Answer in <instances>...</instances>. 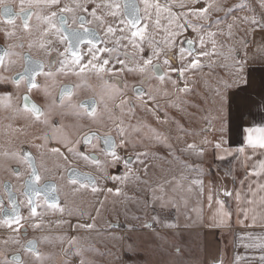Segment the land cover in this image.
<instances>
[{"label":"snow or ice","instance_id":"6c2138e0","mask_svg":"<svg viewBox=\"0 0 264 264\" xmlns=\"http://www.w3.org/2000/svg\"><path fill=\"white\" fill-rule=\"evenodd\" d=\"M257 3L262 10L259 18L254 9L245 0H241L233 7L242 11L247 10L249 15L233 16V22L226 24V31L219 27L220 20L213 21L219 34L226 36L229 40L233 39V29L237 27V21L246 26V36L257 31L264 33V0H257ZM14 4L16 7L13 6ZM89 4L93 6L89 8ZM196 5L200 6L196 7ZM36 8H45L48 11L45 15H40L33 11ZM231 10L226 9L219 0H187V2L186 0H165L164 3L160 0H68L65 3L61 0H0V24L8 26L0 29L5 39H13L17 36V21H20L19 27L22 31L31 35L30 21L35 16L40 22L39 49L46 55L55 51L57 57H62L58 60L59 66L57 67L51 61L45 63L42 60H34L30 55H25L22 57L24 63L21 70L13 76H6L4 73L11 71L16 63L10 58L19 55L8 49L23 48L24 45L10 44L8 48L0 49V83H10L14 87L13 93H0V110L15 111L25 119H30L34 125H42L50 129V133L43 136L44 147H47L52 140H56L59 146L47 150L68 165L67 180L73 186L72 191L90 188L93 193H97L104 190L99 187L97 177L72 168L71 164L74 160L93 167L100 173L101 179L124 183L135 171L131 161L135 159L143 165L147 157L146 152L139 151L142 145L138 146L132 142L129 135L130 126L126 127L124 120L115 114L117 109L122 115L126 111L129 113L133 111L135 105L129 98V90L142 107H147L150 101H156V94L161 91L164 95H168L166 88L161 89V85H171L179 101L180 94L190 92L189 76L203 70L204 58H208L209 67L215 64L216 60L223 59L231 61V64L222 65L230 79L221 78L214 90L215 116L206 117L209 127L203 130L201 144L204 146L188 143L184 150L202 157L207 148L212 147L220 160L233 155V152L238 155L244 154L246 148L251 149L253 153L262 150L260 154L264 155V124L249 126L243 124L244 116L251 114L250 109L247 113L245 112V105L249 101L264 111V93L255 101L251 100V95L248 93L250 73L247 70V40L243 37L239 39L241 48L244 50L243 56H240L237 49L232 47H228V55H224L223 52L217 51V32L209 30L212 25L205 27L203 23H193V20L207 23L213 13L225 12L227 15ZM162 18L166 19L165 25H161ZM189 30L195 35L190 37ZM49 35L56 37L63 51L49 47L52 40L44 39ZM158 35L159 38H157ZM35 46L33 42L28 44L29 49ZM176 61H179L178 65ZM68 77L74 78L78 83H60ZM125 77L136 78V83L129 84ZM89 79L101 81L104 87L101 88L98 97L92 96L80 100L78 93L89 90L87 83ZM58 83H60L59 90L54 94ZM34 97H38L39 100ZM171 106L180 110L178 104ZM68 110H71L78 121L87 122V125H103L106 129L105 133L101 135L82 123L79 126L80 131L75 138H72L66 134V129L60 121L52 120L53 114L57 111L62 118ZM147 110L156 117L158 122H168L167 114L161 121L156 115L155 108L147 107ZM233 118L240 121L236 126V133L243 137L245 145L235 150L226 147L227 133L232 130ZM109 124H111V130L108 129ZM113 131L115 135L111 134ZM209 133L213 134V139H208ZM156 135L160 137L159 133ZM81 145L84 151L80 150ZM120 150L135 152V156L125 157L121 155ZM2 155L7 161L21 165L25 171H20L19 168L11 170L12 176L21 182L23 191L20 195L23 200L14 194L12 184L3 185L8 207H5L4 198L0 196V225L19 233L23 228L22 220L26 219L21 213L22 204L26 206L35 229L41 228V223L37 220L48 210L59 212L61 215L65 213V208L61 206L59 200L57 186L51 181L44 180L41 174L43 166L38 167L36 158L30 151L21 148L17 151H4ZM120 164L125 170L122 175L108 173V168ZM184 167L190 168L191 165L185 164ZM259 167L264 172V161ZM196 171L199 170L196 169ZM143 173L148 174L147 168H143ZM259 174L255 169L249 173L250 176ZM185 179L187 178L184 176L180 177V181ZM143 182L147 183V181ZM173 184L184 187L178 181L170 182L169 186L172 187ZM192 185L197 186L203 193L201 179H192L187 185L188 192L193 191ZM257 189L264 192V184H258ZM175 190L176 188L173 187V191ZM106 191L108 193L115 191L118 195L120 189L107 188ZM248 192L251 193L252 198L244 195L243 201L248 205H253L256 203L257 191H253L249 185ZM223 196L233 197L238 205L242 201V193L239 191L233 193L224 190ZM207 199L211 206L212 195L209 194ZM260 200L264 203V196ZM151 202L153 205L158 203L162 212L152 215L150 220H145L143 227L152 229L155 239H163L157 226L169 230L181 227L179 223L163 215V210L169 207H176L179 211L178 201L167 194L163 185L151 190ZM215 203L219 206V216L230 217V212L225 211L223 200L217 198ZM38 209L42 211L38 212ZM240 211L243 213V220H248L247 209L242 208ZM67 214L71 216L73 213L68 211ZM80 215L82 217L84 214L81 212ZM89 219L92 218L89 217ZM238 222L242 223L239 219ZM59 223H68V221H58ZM252 223H255V216L252 217ZM75 227L91 230L95 227V221L79 223ZM129 230L135 231L136 229L133 226ZM59 239L63 242L64 238ZM43 240L47 241V237ZM13 243L19 244L20 241L13 238ZM76 243L75 237L67 239L69 254H73L70 250ZM128 249L133 252L135 246L129 244ZM23 250L34 257L32 264H43L36 241H27ZM174 250L176 255H180L179 246H175ZM75 254L80 253L77 250ZM261 260L264 264V257H261ZM0 264H25V262L17 254L10 259L5 257ZM80 264H85V261L81 259ZM212 264H224V261L221 258L213 260Z\"/></svg>","mask_w":264,"mask_h":264},{"label":"rangeland","instance_id":"374dc122","mask_svg":"<svg viewBox=\"0 0 264 264\" xmlns=\"http://www.w3.org/2000/svg\"><path fill=\"white\" fill-rule=\"evenodd\" d=\"M61 2L65 3L68 2V0H61ZM160 2L164 3L165 0H160ZM219 2L223 4L226 9L232 10L227 15L225 14V12L213 13L211 19L207 23L197 20H193V23H203L205 27L212 25L209 30L217 32L218 52H223L224 55H228L227 49L228 47H232L237 49V52L240 53L242 48L239 43V39L243 37L245 40H247V36L245 35L246 26L237 21V27H234L233 29V39L229 40L226 38V36L219 34L216 26L213 24V21L220 20L221 23L219 27L226 31V24L233 22V16L242 17L249 15L250 13L247 10L242 11L239 8L233 7L234 5L239 4L241 0H219ZM245 2L254 9L255 14L259 18L262 10L259 8L257 0H245ZM92 6L93 5L89 4V8H91ZM199 6L200 5H196V7ZM14 7H16L15 4ZM38 11L41 15H45L48 10L45 8H39ZM165 24L166 19L162 18L161 25ZM5 27L8 26L0 24V29ZM237 29H239V31ZM16 32L18 34V37L27 40L21 41L24 44L23 50L34 53V51L37 50V47H33L31 49L28 48L29 42H33L36 45L34 41H28V39L33 37V31L31 35L25 34L24 32L20 33L21 31L19 27H17ZM102 34L103 33L101 31V35ZM188 35L191 37L195 34L191 33V31L189 30ZM48 37H50V35ZM157 38H159V35L157 36ZM0 41L7 48L10 44L15 46L19 42L6 41L3 31H0ZM221 45H225V47H221ZM17 50V47H12L9 49V51L15 53L17 52ZM10 59L15 61L16 63L11 71L4 73V75L6 76L11 75L15 71H18L22 66L20 58L17 55L12 56ZM176 64L178 65L179 61H176ZM224 64H231V61L218 59L216 60L215 64L211 65V67H209L208 61L204 62V66H206L209 70V74L212 71H216V75H211L217 76L218 81L221 78L225 80L224 76L227 72L225 68L222 67V65ZM125 79L128 80L129 84L136 83V78L134 77H125ZM63 82H68L71 84L78 83V81L71 77L64 78L60 83ZM60 83H58L57 85H59ZM87 83L89 85V90L78 93V97L80 100L92 96L98 97L101 88L104 87L103 83L97 80L89 79ZM160 87L161 89L166 88L168 95H164L163 91H161L159 94H156V101H150L147 107L155 108L156 115L160 117V120H163V118H165V114L175 120V107L171 106L172 104H175V90L171 87V85H161ZM129 98L135 105L133 111L130 113L126 111L125 114L122 115L117 109L115 110V114L117 117L124 120L126 127L130 126L129 135L132 139V142L138 146L142 145V147L139 148V151L147 153L145 163L141 165L136 162L135 159H133L131 163L135 168V171L129 176V179L124 183H114L110 179H101L100 173H98L93 167L88 166L83 162L74 160L71 166L87 169L92 175L97 177L99 187L101 189H104L97 193H93L90 188L81 189L80 191L75 192L72 191L73 186L69 184L67 178L65 177V170L68 168V165H66L64 160L47 150L48 148L59 146L56 143V140H52L47 144V147H44L45 141L43 140V136L46 133H50V129H47L42 125H34L31 120L28 121V119L20 116L15 111L0 110V183L2 181H8L15 185V187L21 188V182L17 181L11 174V170L13 168H19L21 165H18L13 161H7L2 153L4 151H17L21 148L26 149L30 151L32 155L35 156V158L43 161V164L38 161L39 165L43 166L41 167V174L44 179L54 181L58 188V195L60 198L61 206L65 208V213L63 215L53 210H48L47 212H45L42 217L37 220L38 223H41L40 229H35L32 226L28 211L23 216L26 218L25 220H22L23 227H26L30 231L42 232L33 235L41 236L40 249L42 251L41 256L43 264H80L81 259L85 261V264H94L101 256L100 254H98V246H106L107 244H111L112 242L118 249L122 247L123 243L127 249L129 244L135 246L137 245L136 249H138L140 255L131 252L130 257H132V260L127 261L128 264H185L180 261L175 253L173 254V257L177 258L178 260L171 259L170 256H167L166 252L161 253L160 251L162 250L160 249L157 250L155 247L157 245L155 240L157 239L147 238L142 234H134L129 231V229L133 226H140L143 224L141 222H144L145 220L151 218L152 214H150V211L149 209H147L145 203L146 198L147 201L149 200L147 192L145 193V188L148 187L149 189L150 187L159 185L162 179L159 178L160 176L156 179V174L154 173V166H156L157 160L159 159V157H157L159 156L157 154V150H155L154 148L155 145L147 146L146 143H144L145 139L149 142V139L155 138L156 133H162L161 122L157 121L156 117H154L147 110V107H142L140 102L136 100L133 95H129ZM165 108H168L169 110L166 111ZM60 118L61 115L58 119L55 116L53 118V121H60L66 129V134L70 135L72 138L76 137L77 133L80 131L79 126L82 123L87 125V122L78 121L72 114L71 110L65 112L63 117L61 119ZM87 127H90L93 131L99 132V134L101 135H103L106 131L105 127L100 124L87 125ZM108 129L111 130V124L108 125ZM171 130L172 128H170V131ZM111 134L115 135L114 131ZM80 150H85L82 145L80 146ZM120 151L121 155L125 157L129 155H132L133 157L135 156V152H125L124 150ZM46 155L49 157L45 158ZM101 159H103V157H101ZM143 168H147L149 172L148 175H144ZM19 170L25 171L24 168ZM107 171L111 175H122L125 170L123 168V165L120 164L116 167L108 168ZM62 176L64 177L63 179L61 178ZM137 177H139V179H137ZM173 177H175V173L173 170H171V172L167 175H164L163 178L169 180ZM159 180L160 182L157 183V181ZM143 181H147L148 186L145 187L146 183H144ZM153 182L156 183L153 184ZM107 188H119L120 192L118 195L115 193V191L113 193H108L106 191ZM141 205L143 206L141 207ZM40 211H42V209H38V212ZM68 211H71L73 214L69 216L67 214ZM81 212L84 214L82 217L80 215ZM89 217H91L92 219H89ZM122 218L125 219V221H121ZM113 219H116L118 222L121 221L123 224H125H122L121 226H123L127 230V232L122 234V236L120 235L117 237H115L114 235H111L109 237V235L105 234L104 240L101 241L103 236L101 234H97L95 230H98L100 228H104L107 230L110 229V224ZM93 220L95 221V227L91 230L79 229L75 227V225L79 223H92ZM97 220L99 223L97 222ZM58 221H68V223L58 224ZM0 229H3L4 231V233L0 235V262H2L4 261L5 257L14 254V252L17 251L18 248L16 244L13 243V238L17 239L18 235L2 225H0ZM44 237H47V241L43 240ZM60 237L64 238L63 242H61V239H59ZM71 237H75L77 241L76 245H74L70 250L73 254H69V246L67 244V239ZM5 241H9L8 244H6ZM77 250L80 253L79 255L75 254ZM33 259L34 257H27V261H30L28 264H32ZM113 263L119 264V260L118 263L116 261H113Z\"/></svg>","mask_w":264,"mask_h":264},{"label":"crops","instance_id":"0c3cea01","mask_svg":"<svg viewBox=\"0 0 264 264\" xmlns=\"http://www.w3.org/2000/svg\"><path fill=\"white\" fill-rule=\"evenodd\" d=\"M246 39L248 42L247 70L250 73L248 93L251 95V100L255 101L264 93V33L252 32L247 35ZM238 54L243 56L244 50ZM207 61L208 58H204V62ZM208 71L207 67L203 66L202 71L189 76L190 92L180 94L179 101L175 96V104H178L180 109L175 108V120L167 116L168 122H161L160 137L158 138L156 135L155 138L149 139V142L146 139L144 141L147 146L155 145L154 148L159 155L157 164L154 166V173L156 179L159 176L162 178V183L160 180L157 183L160 182L159 185L166 188L167 194L178 201L179 211L176 207H169L163 210V215L181 225L178 229L172 230L157 226L163 239L155 240L157 243L155 247L157 250H162L161 253L166 252L167 256L174 260L177 259L173 257L174 248L179 246L181 253L177 257L185 264H212L213 260L221 258L224 264H262L261 257H264V203L260 198L264 196V192L257 189L258 184H264V172L259 167L260 163L264 161V155L260 154L262 150L253 153L251 149L246 148L244 154L238 155L233 152V155L226 156L223 160L217 158L216 151L212 147H208L202 157L184 150L188 143L204 146L201 144L203 130L209 127L206 117L213 118L215 116L213 100L218 79L217 76L211 75H216V71H212L210 74ZM224 77L225 80L230 79L228 73ZM249 109L251 114L244 116L243 124L245 126L264 124V111H261L251 101L246 103L245 112L247 113ZM168 110L167 108L166 111ZM239 123L240 121L233 118L232 130L227 133L226 147L229 149L235 150L245 146L243 137L236 133V126ZM170 128H172L171 131ZM208 139H213L212 133H209ZM185 164L191 165V167L185 168ZM253 169L260 174L250 176L249 173ZM171 170L174 171L175 177L169 180L163 178ZM181 176L187 179L180 181ZM197 178L203 181V193L195 185H192L193 191L188 192L187 185L192 179ZM174 181H178L184 187L181 188L175 184L170 187V182ZM155 183L153 182V184ZM249 185L253 191H257L256 203L253 205H248L243 201L244 195L252 198L251 193L248 192ZM146 186H148L147 183ZM155 187L145 188L149 199L147 201L146 198L145 203L152 215L162 212L158 203L153 205L151 202V190ZM173 187L176 188L175 191H173ZM224 190L233 193L241 192V203L238 205L233 197L223 196ZM209 194L213 197L211 206L207 199ZM217 198L224 201L225 211L230 212V217L218 215L219 206L215 203ZM185 200L187 201L186 205ZM242 208L247 209L248 220H243V213L240 211ZM253 216H255L254 224L252 223ZM238 219L242 223L238 222ZM121 221H125V219L122 218ZM121 221L113 219L110 229L95 230L97 234L103 236L101 241L104 240L105 234L109 237L111 235L117 237L126 233L127 230L121 226L123 224ZM185 224L188 226H183ZM134 227L135 231H129L134 234H142L147 238H154L153 230L145 229L143 224ZM136 248L137 245L133 253L140 255ZM98 254L101 256L94 264H114L113 261L118 263V260L119 264H128L127 261L132 260L131 252L124 243L119 249L113 242L106 246H98Z\"/></svg>","mask_w":264,"mask_h":264},{"label":"flooded vegetation","instance_id":"af4514ba","mask_svg":"<svg viewBox=\"0 0 264 264\" xmlns=\"http://www.w3.org/2000/svg\"><path fill=\"white\" fill-rule=\"evenodd\" d=\"M14 6V5H13ZM39 10V8H36V9H34L33 11L34 12H36V13H38V14H40V12L38 11ZM41 15V14H40ZM17 25H18V27H19V25H20V21H17ZM30 25L33 27V34H32V38H30V39H28V41H34L35 43H36V46L35 47H37V50H35L34 51V53H30V52H28V51H26V50H23L24 49V47L23 48H19V47H17V52L16 53H19V55H17L19 58H20V61H21V63H22V65H23V63H24V61H23V59H22V57L23 56H25V55H30L34 60H42V61H44L45 63H48L49 61H51L54 65H56L57 67L59 66V64H58V60L59 59H62V57H57V55H56V52L55 51H53L50 55H46L41 49H39V47H38V44H39V40L41 39V36H40V32H39V26H40V22L39 21H37V19H36V17L35 16H33L32 17V19H31V21H30ZM90 27H94V25H90ZM19 29H20V33H23V31H22V28L21 27H19ZM18 35V34H17ZM35 36V37H34ZM44 39H51L52 40V44L51 45H49V47L50 48H52V49H57V48H59L60 49V51H63V48H62V46H60L59 44H58V42H57V40H56V37L55 36H52V35H50V37H47V38H44ZM6 41H19L18 42V44H23V42H21V41H27V40H24V39H22V38H20V37H18V36H16L15 38H13V39H5ZM1 42V41H0ZM5 49L7 48L2 42L0 43ZM17 44V45H18ZM24 45V44H23ZM9 50V49H8ZM21 70V68L18 70V71H20ZM17 71H15V72H13L11 75H9V76H13V75H15V73H16ZM63 84H71V83H68V82H63ZM59 87H60V84L59 85H56V87H55V90H54V94H56L57 92H58V90H59ZM4 92H9V93H13L14 92V87H13V85H9V83H0V93H4ZM129 92H130V94L129 95H132V93H131V91L129 90ZM88 98H91V97H87V98H83V99H88ZM34 99H37V100H39V98L38 97H34ZM83 99H81V100H83ZM56 116V118L58 119L59 118V116H60V114H59V112L57 111L56 113H54L53 114V116H52V120H53V118ZM61 119V118H60ZM28 121H30V119H28ZM35 157V156H34ZM47 157H49V156H47L46 155V157L45 158H47ZM45 160V159H44ZM38 161H40V163L41 164H43V161H41L40 159H37L36 158V163H37V165H38V167L40 166L39 165V163H38ZM45 162V161H44ZM72 168H76L78 171H80V172H88V173H90L87 169H84V168H81V167H75V166H71ZM23 167L22 166H20L19 167V169H22ZM91 174V173H90ZM67 175H68V172H67V169L65 170V177L67 178ZM45 181H51V180H47V179H44ZM52 183H54V181H51ZM5 183H10V184H12L11 182H8V181H2L1 183H0V196H3V198H4V204H5V207H8V200H7V195H6V193L4 192V190H3V185L5 184ZM13 185V184H12ZM56 185V184H55ZM14 186V188H13V190H14V194L17 196V197H19L21 200H22V196L20 195V193L23 191V189L22 188H19V187H15V185H13ZM59 200H60V198H59ZM28 210H27V208H26V206H24L23 204L21 205V213H22V215L24 216V214L27 212ZM30 220V219H29ZM1 230H2V232H1ZM4 233V231H3V229H0V235H2ZM37 233H42V232H36V231H30V230H28L26 227H23V228H21V230H20V232L19 233H15V234H17L18 235V237H17V239H19V241H20V243L19 244H16V246H17V251L16 252H14V254H12V255H9L8 256V258L10 259L12 256H14V255H20L21 256V258H22V260L25 262V264H28L29 262L27 261V257H32L29 253H26V252H24V250H23V248H24V245L27 243V241H30V240H34V241H36V243H37V249H38V251L40 252V253H42V251H41V236H34L33 234H37ZM1 237V236H0ZM49 241V240H48ZM9 242V241H8ZM8 242L6 243V244H8ZM46 253V252H45ZM48 254V253H47ZM46 255V254H45ZM49 255V254H48ZM46 257V256H45ZM31 259V258H30Z\"/></svg>","mask_w":264,"mask_h":264},{"label":"water","instance_id":"95a60500","mask_svg":"<svg viewBox=\"0 0 264 264\" xmlns=\"http://www.w3.org/2000/svg\"><path fill=\"white\" fill-rule=\"evenodd\" d=\"M0 49H5V48L0 44Z\"/></svg>","mask_w":264,"mask_h":264}]
</instances>
